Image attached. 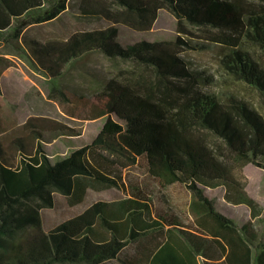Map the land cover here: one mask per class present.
Segmentation results:
<instances>
[{
	"label": "trees",
	"instance_id": "trees-1",
	"mask_svg": "<svg viewBox=\"0 0 264 264\" xmlns=\"http://www.w3.org/2000/svg\"><path fill=\"white\" fill-rule=\"evenodd\" d=\"M86 17H106L149 29L162 7L187 23L206 27L220 42V63L233 79L260 94L264 107V0H78ZM72 0H0V39L13 44L29 63L52 79L62 78L75 60L92 53L130 60L153 72L151 81L110 77L94 93H61L105 122L95 138L53 159L46 148L47 119L31 116L0 133V264H264V207L251 197L231 163L208 141H222L243 163L264 167V113L249 99L203 88L210 77L193 69L182 53L187 39H141L123 45L111 24L73 32L64 39L28 35ZM0 68V74H1ZM74 96V97H73ZM7 129V128H5ZM55 137L74 134L50 125ZM140 158L152 176L180 182L193 193L196 229L159 213L154 199L138 192L99 199L82 211L44 228L42 207L55 205V192L82 201L88 182L125 189L124 169ZM223 187L226 198L247 204L252 217L238 223L219 209L208 189ZM163 197V196H162ZM145 239H151L144 242ZM135 253L126 248L131 244Z\"/></svg>",
	"mask_w": 264,
	"mask_h": 264
},
{
	"label": "rangeland",
	"instance_id": "rangeland-1",
	"mask_svg": "<svg viewBox=\"0 0 264 264\" xmlns=\"http://www.w3.org/2000/svg\"><path fill=\"white\" fill-rule=\"evenodd\" d=\"M116 24L119 27L118 40L126 45L141 39L175 40L178 36L187 39L191 46L182 43V53L193 69L204 71L209 81L202 82L205 90L225 96L235 93L249 99L264 113L260 94L244 82L229 76L220 63L221 43L211 38L212 32L206 27L187 23V32L179 31V22L175 14L167 7L159 10L158 17L149 29H137L126 23H114L106 17H86L79 11L78 0H72L71 8L55 20L33 24L26 30L43 40L64 39L73 32ZM264 63V55L255 51ZM0 133H7L14 126L24 123L31 116L47 119L46 148L53 159L68 155L72 150L91 142L101 130L105 117L92 118L91 112L83 104L67 99L62 89L72 95L76 93H94L104 87L110 77L120 79H140L151 81L153 72L145 66L130 60L110 58L104 53L92 52L69 65L65 75L55 80L38 71L27 58L13 45L0 39ZM74 97V96H73ZM60 122L69 127L74 134L55 137L50 130L52 123ZM7 128V129H5ZM208 141L228 162L236 177L245 183L248 194L264 207V167L254 162L243 163L236 155L212 135ZM125 189L107 186L98 182H88L85 197L77 201L76 197L55 192V205L42 207L41 216L44 228L50 229L65 218L73 216L99 199H118L138 192H146L154 199V208L166 217H178L181 227L196 229L195 215L191 208L192 191L180 182L164 184L152 176L148 162L140 158L136 164L124 169ZM216 200L219 209L243 224L252 217L250 207L245 203L227 200L223 187L208 189ZM163 196V197H162ZM151 239H145L149 242ZM131 244L127 252L135 253ZM72 264V263H57ZM106 264H118L111 260Z\"/></svg>",
	"mask_w": 264,
	"mask_h": 264
}]
</instances>
